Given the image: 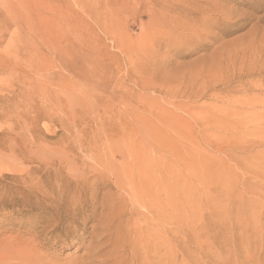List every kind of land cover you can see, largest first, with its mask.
Listing matches in <instances>:
<instances>
[{
	"label": "rangeland",
	"instance_id": "rangeland-1",
	"mask_svg": "<svg viewBox=\"0 0 264 264\" xmlns=\"http://www.w3.org/2000/svg\"><path fill=\"white\" fill-rule=\"evenodd\" d=\"M263 114L264 0H0V264H264Z\"/></svg>",
	"mask_w": 264,
	"mask_h": 264
},
{
	"label": "bare ground",
	"instance_id": "bare-ground-1",
	"mask_svg": "<svg viewBox=\"0 0 264 264\" xmlns=\"http://www.w3.org/2000/svg\"><path fill=\"white\" fill-rule=\"evenodd\" d=\"M50 46H51V45H50ZM54 47H55V46H54ZM82 54H83V53H82ZM82 54H80L79 56H81ZM86 54H88V53H86ZM81 58H82V56H81ZM72 68H73V66H72ZM76 69H78V68H76ZM83 69H84V68H83ZM83 69H81V66H80V68H79V72H81V75H80V73H79L77 70H75V68H74V70H75L76 72L72 71V73L74 74V76H76L75 74H77V75L79 74V78H80V77L84 76V73H85L84 70H86V69H84V70H83ZM70 71H71V70H70ZM86 71H87V70H86ZM87 72H88V71H87ZM263 115H264V114H263ZM131 135H132V134H131ZM136 142H137V141H136ZM136 149H137V148H136ZM124 176H126V177H128V178L130 179V178H133V173H124V175H121V176H120V180H121V179L123 180ZM149 178H150V177H149ZM149 178H148V179H149ZM133 179H134V178H133ZM111 180H112V179H111ZM113 181H114V180H113ZM136 182H138V181H136ZM143 183H144V182H143ZM145 185H146V184H145ZM148 185H151V184H148ZM134 186H135V185H134ZM141 186H142V185H141ZM143 186H144V185H143ZM146 196H147V195H146ZM249 244H250V243H249ZM251 244H252V243H251ZM251 244H250V246H251ZM253 244H254V243H253ZM247 245H248V244H247ZM250 246H249V247H250ZM247 247H248V246H247ZM249 249H250V248H249ZM249 249H248V250H249ZM235 251L237 252V250H235ZM243 252H244V251H243ZM249 252H250V251H249ZM249 252H248V253H249ZM238 253H239V252H238ZM245 253H246V252H245ZM245 253H244V256H245V257H248V254H247V253L245 254ZM250 254H251V252H250ZM250 254H249V255H250ZM258 255H259V253H257V256H258ZM253 258H254V257L251 256V260H253ZM247 259H248V258H247Z\"/></svg>",
	"mask_w": 264,
	"mask_h": 264
}]
</instances>
